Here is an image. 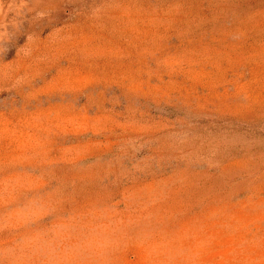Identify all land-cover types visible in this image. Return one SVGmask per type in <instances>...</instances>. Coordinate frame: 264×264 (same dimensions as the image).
<instances>
[{
  "label": "rangeland",
  "instance_id": "rangeland-1",
  "mask_svg": "<svg viewBox=\"0 0 264 264\" xmlns=\"http://www.w3.org/2000/svg\"><path fill=\"white\" fill-rule=\"evenodd\" d=\"M0 264H264V0H0Z\"/></svg>",
  "mask_w": 264,
  "mask_h": 264
}]
</instances>
